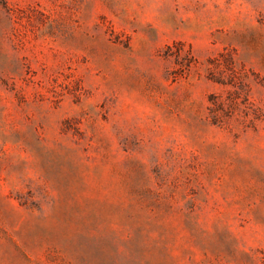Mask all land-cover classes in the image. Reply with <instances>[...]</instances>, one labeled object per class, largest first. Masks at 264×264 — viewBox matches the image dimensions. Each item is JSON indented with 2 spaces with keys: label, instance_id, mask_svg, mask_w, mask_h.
Here are the masks:
<instances>
[{
  "label": "rangeland",
  "instance_id": "obj_1",
  "mask_svg": "<svg viewBox=\"0 0 264 264\" xmlns=\"http://www.w3.org/2000/svg\"><path fill=\"white\" fill-rule=\"evenodd\" d=\"M0 264H264V0H0Z\"/></svg>",
  "mask_w": 264,
  "mask_h": 264
}]
</instances>
